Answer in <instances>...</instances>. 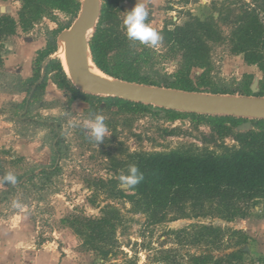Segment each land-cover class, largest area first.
<instances>
[{
    "label": "trees",
    "instance_id": "1",
    "mask_svg": "<svg viewBox=\"0 0 264 264\" xmlns=\"http://www.w3.org/2000/svg\"><path fill=\"white\" fill-rule=\"evenodd\" d=\"M17 1L21 4L18 22L9 15L0 14L1 77L5 76L1 58L2 44L4 40L15 35L18 27L23 30L32 27L42 15H48L52 9L69 16L72 24L82 7L81 0ZM100 1L99 19L89 38L88 47L91 63L106 77L182 92L264 97V79L259 82L260 90L255 95L250 92V86L247 90L226 85L220 90L200 91L209 85L211 72L216 69L215 62H222V57L216 61V51L219 48L223 56H241L245 65L255 66L264 73V0H213L211 9L217 14L215 19L200 20L190 15L181 25L167 23L158 31L163 39L157 47L169 50L174 58L178 59L180 67L173 75L153 73L151 67L155 64L154 61L157 57H162L157 47L152 48L138 41L128 40L126 32H122L116 15L121 0ZM189 2L190 0H176V3L183 6ZM148 12L146 23L152 20L150 10ZM52 35L51 32L47 35L44 48L36 52L32 62V77L22 80L19 76H14L13 86H8L3 91L7 94H25L24 100L14 105L23 113L22 117L28 116L31 106L44 92L49 80L69 102L80 101L90 107L95 103L105 102L109 107L121 104L129 109L186 114L199 120L216 122L218 130L224 134L230 133L225 127V124L230 122L264 126V119L177 112L83 93L73 86L61 60L53 57L58 48L56 38ZM113 52L115 55H111ZM193 69L202 71L195 78L199 86L190 79L189 73ZM147 70L154 75H149ZM245 77L252 83L251 76ZM27 119L38 127L47 129L50 161L47 165L34 164L21 173L12 174L16 177L15 184L5 180V176L10 172L0 165V185L3 187L0 191V205L14 203L19 191L27 188L39 193L48 191L53 186V180L62 173L60 164L66 149L58 124L54 118L32 116ZM238 142V149L228 150L221 155L211 151L202 154L182 151L134 153L130 163L138 167L144 179L132 187L130 194L115 188L110 194L113 198L123 199L134 210L143 214V226L146 228L189 217L197 218L211 210L227 223H232L237 218L244 220L252 204L264 200V139L248 131L239 134ZM43 200L39 198L40 202ZM120 220L117 211L109 210L102 218L90 219L69 215L61 219L60 223L72 228L77 236L83 238L81 250L88 252L97 246L117 248L115 230ZM165 235L178 247L189 250L203 248L208 251L200 256H190L194 264H240L245 253L243 247H246L249 241V237L241 230L205 225L167 231ZM47 241L49 240L41 238L36 244L41 245ZM214 253L221 255L216 257ZM159 262L178 264L168 255L161 257Z\"/></svg>",
    "mask_w": 264,
    "mask_h": 264
},
{
    "label": "rangeland",
    "instance_id": "2",
    "mask_svg": "<svg viewBox=\"0 0 264 264\" xmlns=\"http://www.w3.org/2000/svg\"><path fill=\"white\" fill-rule=\"evenodd\" d=\"M137 2L143 3L150 10L152 20L149 24L156 31L169 22L181 25L190 15L200 20L217 17L211 9L213 0H190L186 6L176 3V0H121L116 15L122 32H126L123 25L126 12L133 9ZM20 9L21 4L17 0H0V14L9 15L17 22ZM72 24L69 16L52 9L48 15H42L32 27L26 30L18 27L15 35L4 40L2 44L1 58L5 76H0V165L15 174L33 167L34 164L49 163L51 154L47 147L48 131L28 121L27 118L32 116L54 118L59 126V133L64 138L66 153L60 164L62 173L53 180V186L48 191L39 193L27 188L19 191L14 203L0 205V228L8 226L28 231L33 235L35 243L44 238L61 249L64 245L60 243V239L69 244L80 242V245L83 241L72 228L61 224V219L69 215L98 219L105 212L115 210L121 219L115 230L118 247L109 249L97 246L88 251L90 257L82 259L83 264H165L159 262V259L167 255L178 264H194L190 256H200L208 251L203 248L189 250L178 247L170 242L171 239L167 238L165 232L199 225L242 231L247 228L244 223L247 220L255 226L253 237H249L247 246L243 247L245 253L240 264H264V226L255 223L264 220V200L252 204L244 222L237 218L232 225L221 220L211 210L197 218L189 217L146 228L143 226V214L134 210L123 199L113 198L110 194L113 188L126 194L132 193V188L121 186L119 177L128 174L130 158L134 153L182 151L202 154L211 151L221 155L228 150L238 149V136L244 132L252 131L264 139V126L248 128L242 127L243 124L230 122L225 124L230 133L224 134L218 130L216 122L199 120L186 114L129 109L121 104L109 107L105 102L95 103L90 107L80 101L69 102L64 96L56 100L46 97V101L45 92L36 98L28 116H21L23 113L14 105L23 97H12L13 94L3 93L6 87L13 86L12 78L19 76L18 73L10 72H18L21 64L25 62L31 64L36 52L44 48L45 39L50 32L57 42L60 34ZM91 34L92 32L90 36ZM156 49L162 57L156 58L151 67L152 72L159 75L175 74L180 67L178 59L169 50H162L160 47ZM113 54L115 55L114 52L111 55ZM53 57L59 58V50ZM221 57L222 62H215L216 69L211 72L209 85L199 88L200 91L220 90L226 85L249 89L251 81L245 75L237 73L236 69L226 76L223 74V62L231 56H223L219 48L216 51V61ZM231 64L243 63L236 58ZM150 72L147 70L149 75L152 74ZM201 73L198 69L190 71L189 76L193 83H196L195 78ZM196 86L199 84L196 83ZM94 114L105 117L108 129L103 143L99 145L91 138L90 129L86 126V121ZM2 190L0 185V191ZM39 198L44 200L40 202ZM17 204L19 207L15 206ZM80 245L75 250L83 252ZM214 255L219 257L221 253Z\"/></svg>",
    "mask_w": 264,
    "mask_h": 264
},
{
    "label": "water",
    "instance_id": "3",
    "mask_svg": "<svg viewBox=\"0 0 264 264\" xmlns=\"http://www.w3.org/2000/svg\"><path fill=\"white\" fill-rule=\"evenodd\" d=\"M81 2L82 7L77 19L57 39V48L58 50L63 49L67 61L69 71L66 74L79 91L177 112L264 119V97L182 92L117 81L108 77L101 78L85 72L81 67V62L86 54L89 55L88 41L99 19L101 1L81 0ZM250 91L253 95L257 94L256 83L251 85ZM243 126L249 128L251 125L244 123Z\"/></svg>",
    "mask_w": 264,
    "mask_h": 264
},
{
    "label": "crops",
    "instance_id": "4",
    "mask_svg": "<svg viewBox=\"0 0 264 264\" xmlns=\"http://www.w3.org/2000/svg\"><path fill=\"white\" fill-rule=\"evenodd\" d=\"M236 58L239 59L243 64L232 65L231 63ZM223 64V74L225 76L230 74L233 69H236L235 71L237 73L251 76L252 84L256 83V89L259 92V82L264 79V73L260 72L255 66L245 65L241 56H231L230 58L226 59ZM17 71L18 72L10 73H18L22 80L31 78L32 62L31 64H29V62L21 64ZM44 92L46 101V97L56 100L60 96H63L62 93L58 91L49 80L46 83ZM11 96L23 97L22 100L17 104L21 103L25 98L24 94H13ZM241 222L244 221L241 220ZM244 223L247 225V228L242 231L245 232L248 237H253L255 226L254 223L248 222L247 220ZM255 223L257 225H261V227L264 226V220L257 221ZM74 238L77 239L76 235H74ZM60 243L64 245L61 247V249L54 247V242L50 241H47L41 245H37L33 241V235L28 231L21 229L18 230L8 226L5 228H0V264H83L82 259L90 257L88 256L89 252L75 250V248L80 245V242L78 244H76V242L75 244H69L63 241V239H60ZM91 262L95 263L94 260H91Z\"/></svg>",
    "mask_w": 264,
    "mask_h": 264
},
{
    "label": "clouds",
    "instance_id": "5",
    "mask_svg": "<svg viewBox=\"0 0 264 264\" xmlns=\"http://www.w3.org/2000/svg\"><path fill=\"white\" fill-rule=\"evenodd\" d=\"M149 12L143 3H136L131 11H127L123 19V25L126 29V37L131 41H138L140 44L152 48L157 47L162 42V35L156 31L149 23ZM86 126L90 129L91 138L97 145L103 143L108 129L105 124V117L100 114H94L92 118L86 121ZM144 179L143 173L139 171L136 165H130L127 175L119 177L122 187L132 188ZM5 180L15 184L16 177L11 173L5 176ZM19 207V205H15Z\"/></svg>",
    "mask_w": 264,
    "mask_h": 264
},
{
    "label": "bare ground",
    "instance_id": "6",
    "mask_svg": "<svg viewBox=\"0 0 264 264\" xmlns=\"http://www.w3.org/2000/svg\"><path fill=\"white\" fill-rule=\"evenodd\" d=\"M62 48V47H61ZM59 58L61 60V63H62V66H63V69L65 70V72L68 73V66H67V61H66V58H65V54L63 52V49H60L59 50ZM81 67L82 69L87 72V73H90V74H93V75H96L98 77H101V78H107L106 76H103L95 67L94 65L91 63V60L89 58V55L86 54L85 57L82 59V62H81Z\"/></svg>",
    "mask_w": 264,
    "mask_h": 264
}]
</instances>
